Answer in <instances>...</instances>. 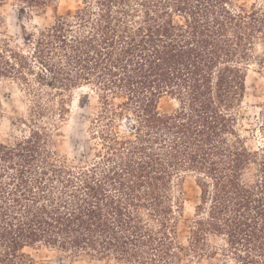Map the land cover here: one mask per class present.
<instances>
[{
	"label": "trees",
	"instance_id": "16d2710c",
	"mask_svg": "<svg viewBox=\"0 0 264 264\" xmlns=\"http://www.w3.org/2000/svg\"><path fill=\"white\" fill-rule=\"evenodd\" d=\"M10 1L20 14L51 8L53 21L22 25L19 44L0 35V81L27 103L24 134L0 138V264H36L41 249L264 264V102L252 120L242 110L248 69L264 80V0H79L65 14L58 0L0 8ZM83 88L97 106L88 146L68 158L55 136ZM186 177L198 198L182 235Z\"/></svg>",
	"mask_w": 264,
	"mask_h": 264
},
{
	"label": "rangeland",
	"instance_id": "374dc122",
	"mask_svg": "<svg viewBox=\"0 0 264 264\" xmlns=\"http://www.w3.org/2000/svg\"><path fill=\"white\" fill-rule=\"evenodd\" d=\"M235 2L248 4L255 0H234ZM79 4V0H58L57 7L60 14L73 10ZM53 21L52 9L48 8L45 13L20 14L19 6L12 1L0 8V35L9 36L13 41L20 43L21 30L24 25L28 32H34L50 25ZM246 90L242 104L247 119L252 120L259 110L260 104L264 102V80L258 73L255 66H251L246 75ZM81 104L79 105V99ZM0 99L2 110H0V138L4 143H13L25 131L19 121L26 115L27 103L21 89L8 80L0 81ZM73 101L70 106L66 121L55 136L57 149L62 155L68 158L78 156L82 148L88 146L87 128L89 117L96 109V96L88 89L83 88L74 92ZM159 110L164 113H171L177 107L176 102L168 97L161 99ZM177 194L183 200V220L180 224V232L185 234L189 220L194 215V207L197 204L198 189L191 177H186L182 185L177 188ZM36 264H115L114 262H97L88 258H82L76 262L68 259L64 254L41 249L32 251ZM197 264H230L222 262V259L202 261Z\"/></svg>",
	"mask_w": 264,
	"mask_h": 264
}]
</instances>
